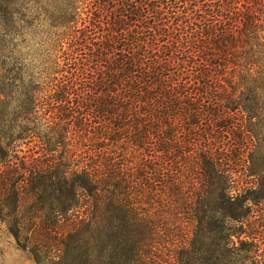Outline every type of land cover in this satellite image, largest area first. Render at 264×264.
<instances>
[{
    "label": "trees",
    "instance_id": "obj_1",
    "mask_svg": "<svg viewBox=\"0 0 264 264\" xmlns=\"http://www.w3.org/2000/svg\"><path fill=\"white\" fill-rule=\"evenodd\" d=\"M41 16L38 77L0 68V220L18 247L37 264H167L181 232L185 264H216L200 235L217 208L242 243L256 193L264 0H0V27Z\"/></svg>",
    "mask_w": 264,
    "mask_h": 264
},
{
    "label": "rangeland",
    "instance_id": "obj_2",
    "mask_svg": "<svg viewBox=\"0 0 264 264\" xmlns=\"http://www.w3.org/2000/svg\"><path fill=\"white\" fill-rule=\"evenodd\" d=\"M51 14L52 10H49V16ZM50 25L47 18L41 16L38 23H33L30 33H27V30L25 31L27 34L24 33L23 28L22 31L19 28L15 31L11 27H0V68L7 77L11 74L14 75L12 70H17L20 67L22 69H30L38 77L42 71L45 58L42 48V32L48 29ZM10 33L11 35H9ZM252 124L254 125L252 129L258 133V139L254 138L253 143L255 147H260V153L255 155L254 163L255 168H257V178H246L247 183H249L246 187H249L250 191H256V193L250 196V199L253 200L248 206L250 217L242 227L245 232L242 236L243 242L241 243L236 236L237 231H240L241 225L233 221L221 220L216 208V234L209 236L203 230V234L200 235L199 243L197 244V246L202 248L199 257L202 261L210 258L213 255L212 251L216 250V264H264V112L261 121L254 119ZM212 131L216 137V127ZM227 137L229 140L230 137L225 134V142H228ZM32 147L33 145L29 147L23 146V150L27 152ZM182 149L183 153L187 155L186 157H189L190 153H192L189 146L186 149L183 146ZM187 163L191 165V159L190 161L188 159ZM186 175L188 177L191 176L189 173H186ZM185 226L188 227V224L180 225L182 228ZM205 228L207 227L205 226ZM175 237L168 243L167 248L161 250L158 254L167 264H185L189 256L188 253L186 256L184 251L188 240L187 238H182L181 232ZM171 238L172 236L166 237L167 241ZM175 257L176 259H174ZM0 264H37L29 252H25L18 247L14 236L7 230L1 220Z\"/></svg>",
    "mask_w": 264,
    "mask_h": 264
}]
</instances>
